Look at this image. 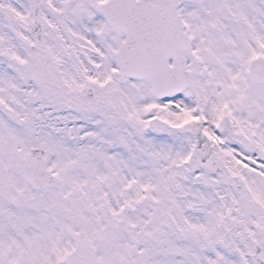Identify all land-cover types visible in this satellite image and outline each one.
<instances>
[{
  "label": "snow or ice",
  "instance_id": "6c2138e0",
  "mask_svg": "<svg viewBox=\"0 0 264 264\" xmlns=\"http://www.w3.org/2000/svg\"><path fill=\"white\" fill-rule=\"evenodd\" d=\"M0 264H264V0H0Z\"/></svg>",
  "mask_w": 264,
  "mask_h": 264
}]
</instances>
